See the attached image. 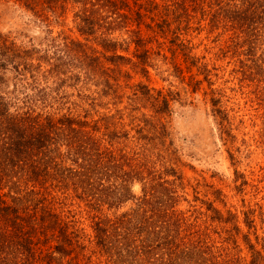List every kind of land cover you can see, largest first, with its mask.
I'll return each instance as SVG.
<instances>
[{"label":"trees","instance_id":"trees-1","mask_svg":"<svg viewBox=\"0 0 264 264\" xmlns=\"http://www.w3.org/2000/svg\"><path fill=\"white\" fill-rule=\"evenodd\" d=\"M3 1L60 27L0 31V264H236L237 235L263 263L264 184L238 212L186 186L164 142L178 91L148 79L159 61L202 89L231 163L264 151V0ZM64 87L94 112L63 107Z\"/></svg>","mask_w":264,"mask_h":264},{"label":"rangeland","instance_id":"rangeland-1","mask_svg":"<svg viewBox=\"0 0 264 264\" xmlns=\"http://www.w3.org/2000/svg\"><path fill=\"white\" fill-rule=\"evenodd\" d=\"M69 17L70 13H67L65 21H68ZM58 22L57 18H53L48 23L34 21L28 12L15 7L11 2L0 0V31H11L23 42L30 40L36 43L41 41L40 39L46 34L47 29L54 32L60 27ZM65 27L64 25L63 28ZM72 34H75V32H72ZM153 66L155 67L150 70L149 84L160 86L169 82L172 89L178 91L175 94L176 99L171 101L172 111L167 118L164 142L178 156L186 186L194 187L199 191L210 190L212 187L218 188L220 192L218 190V200L214 204L224 208L225 206H222V203H225L231 209L235 208L237 212L241 210L242 204L257 201L262 192L258 189L255 192L252 185L258 183L257 187L259 188L264 184V151L257 148L247 152L242 148L235 155L236 164L231 163L226 146L219 137L217 118L212 113L210 105L204 100L202 89L186 91L182 87L183 83L178 82L171 74L162 70L159 61L154 62ZM136 79L138 77L134 75L130 81ZM217 82L216 80L212 86L216 85ZM7 84L10 86V82H7ZM123 91L124 93L128 92V87H124ZM88 92H90V95L80 94V96H87L88 98L85 97L87 101L91 97L94 99L91 89ZM78 94L76 87L74 89L64 87L58 95L59 99L67 101L68 105L66 104L63 107L77 108L75 112L79 114H83L84 109L94 112L92 105H85L82 97L79 99ZM124 99L125 97H122L118 105H124ZM95 101L99 103L101 101V103H105L103 105H109V107L113 106L107 102L105 97H99ZM100 106L96 105L95 107H99V110L105 109ZM159 146L161 148V145ZM234 169L237 170L236 178ZM242 179L245 182L242 184V190L238 192L237 184ZM139 187L138 182H133L131 186L133 192H137ZM78 219L70 217L71 224L79 227L78 234L81 235L87 231L86 222H80ZM219 239H216V244L221 246ZM86 243L87 240L83 237L80 246L83 247ZM234 250L239 255V258L235 257L236 264H244L248 258V252L238 235L236 236ZM91 258L94 259V256H91ZM261 264H264V262Z\"/></svg>","mask_w":264,"mask_h":264}]
</instances>
